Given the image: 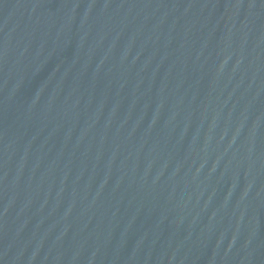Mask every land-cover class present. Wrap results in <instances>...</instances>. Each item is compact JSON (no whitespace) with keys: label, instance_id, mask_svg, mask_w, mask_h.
Masks as SVG:
<instances>
[{"label":"water","instance_id":"1","mask_svg":"<svg viewBox=\"0 0 264 264\" xmlns=\"http://www.w3.org/2000/svg\"><path fill=\"white\" fill-rule=\"evenodd\" d=\"M28 264H264V0H50Z\"/></svg>","mask_w":264,"mask_h":264}]
</instances>
